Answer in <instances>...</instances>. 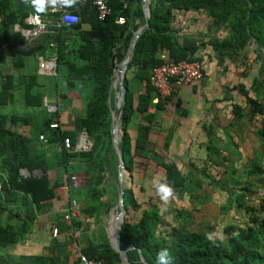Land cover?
Here are the masks:
<instances>
[{"label": "trees", "instance_id": "trees-1", "mask_svg": "<svg viewBox=\"0 0 264 264\" xmlns=\"http://www.w3.org/2000/svg\"><path fill=\"white\" fill-rule=\"evenodd\" d=\"M19 2L15 10L10 8L9 11L2 12L0 54L11 51L14 55L20 56L23 64L15 62L14 65L22 68L25 66L26 57L23 52L18 51L17 44L24 42L25 39L21 32L14 29V23L18 21L21 25L27 26L26 17L36 10L32 7L31 0H28L27 4L24 0ZM110 4L113 11L105 19L98 17L96 7L92 3L80 5L76 8L80 15L78 23L71 27L52 26L48 32L35 40L34 50L46 57H50L54 52L50 47L51 42L58 43L57 76L40 75L37 69L17 75L4 72L0 68L2 190L20 191L30 195L40 212L51 205V200L56 197V183H52L49 175L52 165L44 153L46 145L39 139V134L43 132L49 137L50 146L52 144L59 146L56 165L62 166L66 174V184L71 194L70 201L75 196L81 201L82 217L81 219L75 217L72 224L76 227H81L84 219L88 217L104 221L103 218L118 203L120 195V161L111 135L114 107V90H111V85L115 68L124 59L133 34L145 23V13L141 6L137 9L124 7L121 0H110ZM77 5L75 2L71 7ZM150 9V27L137 39L124 76L126 97L120 128L125 169L132 174L138 164L137 158L141 161L151 160L164 171L155 188L157 184L167 183L175 193L179 195L185 193L189 197L194 196L195 187L201 188L195 182L194 176L183 173L179 164L174 160H167L159 149L161 146L170 152L178 121H172L163 138L157 141L158 144L153 143L155 111L164 112L166 104H171L177 115L186 117L191 112V106L176 94L180 86L178 84L174 86L170 96L162 98L150 82V73L153 67L170 61L203 62L202 57L196 56V53L208 45L214 53L217 65L226 71L227 62L234 63V59L248 45L252 42L256 44L255 60L260 61V67L251 88L244 82L233 86L225 84L222 86L223 97L217 100L231 102L230 110L234 119L247 117L254 123L260 122L255 131L260 145L251 146L253 161L246 163L240 174H236L234 162L228 164L230 172L225 179L228 178L230 186L239 190L233 192L231 198L229 193L221 210L228 212L234 206L243 215L242 221L236 218L227 219L222 228V235L213 236V240L207 239L208 234H213V230L183 227L178 231L175 225L168 226L167 229L168 222H165L160 206L166 204L163 201L159 204L150 197L149 206L143 207V201L138 196V191H142L143 187L139 185L140 183L127 184L121 246L123 248L135 246L127 251L132 264H146L141 259L139 249L148 263L157 264V254L165 248L171 254L172 264H263L264 193L257 198L255 204L245 199L250 197L248 195L253 188L256 190V181L253 177L264 174V101L261 99L263 88L261 78L264 77V0H152ZM191 11L208 15L212 19V28L215 32L224 30L226 35L217 37L207 32H201L199 35L180 34L181 28L175 27L173 23L178 15ZM41 13L46 14L47 9ZM120 15L126 17L124 24L116 22ZM66 40L69 43L65 46ZM4 77L5 81L2 80ZM206 77L207 70L203 67V78L194 84L201 86ZM234 89L246 97L248 112L243 105L233 101L234 95L228 91ZM74 91L86 97L79 121L73 127L51 129L49 125L53 120L61 122L58 100L67 98L69 93ZM251 91L254 92V96L251 95ZM17 92L23 102L17 101ZM51 97L57 99L55 112H50L45 105V98ZM203 97L207 99L204 93ZM18 104L33 108V111H28L24 115L19 112L3 111L6 106ZM134 115L139 116L141 120L138 122L137 135L133 137L129 128ZM37 118L41 122V127L32 132L33 134L25 135L15 130V126L20 122L29 123L30 120L34 121ZM215 126L210 122L202 125L210 142L214 137H218ZM83 129L88 131L93 141L91 149L66 150L63 144L64 137H70L75 144ZM228 139L234 145L231 150L239 151L232 137L228 136ZM210 142L200 139L194 144L206 146L208 160L211 164L219 166L221 164L219 150L228 149V146L219 147ZM194 144L193 141L190 142V145ZM231 150H226L228 152L226 156H231L233 153ZM22 168L30 171L41 168L44 174L41 177L25 178L20 174ZM74 172L87 175L84 186L73 187L70 184ZM60 181L62 182V178ZM77 188L81 189L76 191ZM257 188L264 192V187ZM203 195L205 202L214 198L209 191H205ZM137 211L140 215L132 219L131 214ZM174 212L183 222L192 220L190 210L176 208ZM6 241L8 239L4 241L0 237V242ZM82 250L90 258L104 259V264H125L120 253L111 246L105 231L99 235L98 240L89 239Z\"/></svg>", "mask_w": 264, "mask_h": 264}, {"label": "rangeland", "instance_id": "rangeland-1", "mask_svg": "<svg viewBox=\"0 0 264 264\" xmlns=\"http://www.w3.org/2000/svg\"><path fill=\"white\" fill-rule=\"evenodd\" d=\"M177 27H182L186 29H190L191 24L189 26L183 27L182 21L179 20L175 24ZM87 27V25H85ZM222 35V34H220ZM226 35V31H224L223 36ZM256 44L252 42L248 45L235 59L234 63L227 62V70L223 71V67L213 64V74L212 78L215 81V86L217 87L218 92L220 88H223V83L229 86H233L238 84L239 82H244L248 88H251L252 81L254 77L258 74L260 61L255 60V53L254 48ZM30 50L32 53L23 52L26 57L25 67L19 69V67L14 66L11 63V59L7 58L5 71L12 72V73H29L36 69L38 64V52L35 51V41L34 46ZM118 66V65H117ZM127 72V71H126ZM132 71L130 70V75ZM126 75V74H125ZM45 78L43 77L42 80ZM262 81V91H261V99L264 101V77L261 78ZM114 90V89H113ZM88 91V90H86ZM115 92V91H114ZM234 95V102L239 103L245 107L246 111H249V106L246 102V97L241 95L237 89L228 91ZM18 95V102H23ZM85 95V93H84ZM251 95H255L253 91H251ZM223 97V91L219 98ZM85 96L79 95L80 102L78 103L79 106L69 110L73 115V121L76 123L78 118H80V114L82 112V107L85 105L86 100ZM115 98V93H114ZM46 99V98H45ZM49 99V98H48ZM47 99L45 101L51 104V102ZM115 103V101H114ZM230 103L231 102H222L218 105V115L224 117V119H220L218 125L222 129H218L221 136L214 137L212 141L208 140L213 145L217 146H228V149L220 148V161L221 164L216 166L211 164L208 160V156L205 153L204 148L202 149L201 146H187V148L183 150H178L176 153L174 151L168 152L165 151L160 146L161 153L167 158V160H174L176 161L182 172L185 174H191L195 178V182L199 184L201 188H196L194 191V196L189 197L185 193H175V198L170 199L169 203L164 206L163 204L159 203L162 201L160 196H158V192L156 191L155 184L159 181L161 177L164 175V171L162 168L157 167L156 163L151 160H144L141 161L140 158H137L138 164L135 166L134 172L129 174V171L125 169L126 174V182L127 184H131V179L133 184H139L143 187L142 191H138L139 198L143 201V207L149 206L150 197L156 200L159 204H161L162 214L165 218V222L167 221L168 224L166 226L167 229L175 225L176 229L179 231L183 227L188 228H201L203 230L212 231L213 236H220L222 235V228L225 225L227 219L229 218H236L237 220H243L240 212L234 208H231L230 211L225 212L221 210V207L224 205L225 200L228 199L229 193L230 198L234 194L233 192H238L239 188H233L230 186L229 179H225L227 174L230 172L229 163L234 162V166L236 168V174H240L242 170L245 168L246 163L249 161H253V153L251 146H258L260 145L258 137L255 135V131L257 129V125H260V122L254 123L247 117H241L240 119H234L231 115L230 110ZM60 109H62L61 105ZM65 109H69L68 104L64 103ZM64 108V107H63ZM39 110V109H37ZM153 110V109H152ZM4 112H19L21 115L26 114L28 111L32 112L33 108H29L22 105H10L4 107ZM164 113V115H163ZM174 107L173 105L166 104V108L161 112L155 111L156 117L153 118V134L152 140L153 143L158 144V140L163 138L164 133L168 130V127L171 123L172 118L174 117ZM176 114V113H175ZM134 115L132 121V128H138V122L141 118ZM41 127V122L39 118L33 121L32 130H35ZM228 136H231L235 142V145L238 147L239 151H232L234 145L229 142ZM162 141V140H160ZM231 150L233 153L230 154L231 156H226L227 151ZM54 152H57L54 154ZM45 155L50 159L51 165H53L54 161H56V155L59 153V146L57 144H52L50 148L44 149ZM179 153V154H178ZM226 156V157H225ZM256 181L255 191L252 189V192L249 193L248 197L245 200L249 203H257V198L263 194V190L257 187H264V174L259 175L257 177H253ZM81 183L85 182V177H79ZM229 184V185H228ZM81 188H77L76 191H79ZM225 189L227 192H225ZM209 191L214 196L213 200H209L205 202L204 199V192ZM257 196V197H255ZM75 198L79 199L77 196ZM80 200V199H79ZM165 204V203H164ZM168 205V206H167ZM170 206V207H169ZM166 208V209H165ZM180 208L183 210H190L192 212V220L188 222H183L180 218L176 217L174 209ZM140 212H133L131 214V218H138ZM104 217V216H103ZM104 221H99L96 217H88L84 219V222L81 227L75 226V235L77 232H80V235L76 237V241L73 238L72 241L78 242L80 245H85L89 239L98 240L99 235H102L103 232H111L113 235L116 232V225H115V216L111 218V224H109V219L106 217L103 218ZM89 220V221H88ZM169 226V227H168ZM108 237V236H107Z\"/></svg>", "mask_w": 264, "mask_h": 264}, {"label": "crops", "instance_id": "crops-1", "mask_svg": "<svg viewBox=\"0 0 264 264\" xmlns=\"http://www.w3.org/2000/svg\"><path fill=\"white\" fill-rule=\"evenodd\" d=\"M20 0H0V26L2 24V12L9 11L10 8L15 10L19 5ZM127 2L131 9H137L142 7L145 12L147 4L150 6L152 0H121ZM5 6V7H4ZM182 21L183 27L185 24L190 29L180 27V34L185 35H199V33L207 32L217 37H223L224 30L216 31L212 28V19L203 12H187L184 15H178L173 25L179 20ZM26 23V22H25ZM27 25V24H26ZM25 27L18 21L14 23V29L19 31V28ZM178 28V27H177ZM20 32V31H19ZM222 34V35H220ZM208 39L205 38V40ZM30 50V48H29ZM29 50H18L20 52L32 53ZM202 57V63L207 70V77L205 82L201 86L195 84L180 85L177 89V95L184 98L189 106H191V112L188 116H179L174 113L172 121H178V127L173 136L171 151L176 153L180 148L183 150L190 145V142L198 140H209L204 129L203 123H214L217 136H221L218 129L220 119L224 117L218 115V105L221 104L219 97L222 94V88L218 92L215 86V81L212 78L213 64L216 67L217 60L214 57V53L211 47L208 45L203 49H200L196 56ZM39 56V55H38ZM11 59V63L23 64L21 57L14 55L11 51H4L0 54V68L5 71L6 60ZM38 65V64H37ZM15 66V65H14ZM25 67V66H23ZM22 67V68H23ZM19 68V69H22ZM37 69V67H36ZM35 69V70H36ZM34 70V71H35ZM19 73L17 75H21ZM223 85H225L223 83ZM203 93L207 99L203 97ZM50 99V100H49ZM48 100L52 104H56L57 99L51 97ZM217 100V101H216ZM79 93L77 91L70 92L67 98H61L58 100L61 105V122L63 127H73L76 123L73 121V115L69 110L79 106ZM224 102V101H222ZM64 103L68 104L69 109H65ZM19 106V104L17 105ZM64 107V108H63ZM175 112V110H174ZM133 121V120H132ZM170 123V124H171ZM220 124V123H219ZM132 122L130 124L129 132L134 137L137 135V128H132ZM33 121L29 123L20 122L15 126V130L30 135L33 130ZM33 134V133H32ZM44 144V143H43ZM190 146H195L190 145ZM199 146V145H197ZM206 146L204 148L206 153ZM46 148H50L46 146ZM57 152H54V154ZM179 154V153H178ZM26 172L20 173L23 177H41L44 171L41 168L33 170V175L29 169H21ZM63 167L56 165L54 161L52 169L49 170V175L53 184H55L56 197L51 200V205H48L42 212L38 211L30 195L20 191H1L0 192V237L2 240L8 239L6 242H0V264H74L77 260L78 253L77 247L80 245L76 241V237L80 235L77 232L75 235V226H72L66 222L64 215L71 194L69 188H67L66 174L63 171ZM81 177L87 175L80 172H74ZM62 178V182L60 181ZM84 183L73 187L84 186ZM82 216L78 217L81 219ZM59 228L57 236L53 235V227ZM73 238L75 241H72ZM12 241V242H11ZM85 246V245H84ZM264 264V263H263Z\"/></svg>", "mask_w": 264, "mask_h": 264}, {"label": "built area", "instance_id": "built-area-1", "mask_svg": "<svg viewBox=\"0 0 264 264\" xmlns=\"http://www.w3.org/2000/svg\"><path fill=\"white\" fill-rule=\"evenodd\" d=\"M78 4L76 7L72 8L69 5H66L63 0H57L55 4L49 3L47 6V13H30L25 22L27 26L19 28L18 30L24 36V42L17 44L18 50H29L34 46V41L42 36L44 33L50 30V27L62 28V27H71L80 20V15L77 12L76 8L80 5H86L92 3L97 10L98 17L100 19L107 18L113 11L110 4V0H75ZM124 7L128 6L127 2H124ZM116 22L118 24H124L126 22V17L120 15ZM69 41H65V46L68 45ZM50 47L54 49L53 54L50 57L44 55H39L38 57V66L37 71L40 75H53L57 76V49L58 43L51 42ZM203 63L199 60H180V61H170L164 64L155 66L151 69L150 73V82L156 88L158 94L165 98L170 96L173 92L174 86L178 85H190L196 82H199L203 78ZM6 80V77L2 79ZM47 101V99H45ZM48 110L50 112H55L57 110L56 104H49L46 102ZM51 129H58L63 127L62 123L53 120L50 123ZM39 139L46 145H50L49 137L45 133L39 134ZM63 144L66 150H78V151H88L93 145V141L87 130L83 129L78 135V140L73 144L70 137H64ZM24 169V168H22ZM27 169V168H26ZM26 171L20 170V173ZM33 175V171H31ZM78 174H72L70 178V184L72 186L79 185L81 181L79 180ZM86 181V180H85ZM68 188V186H67ZM2 183L0 182V192L2 191ZM81 216V201L73 198L69 206L67 207L64 218L69 224H73L75 217ZM89 221V220H88ZM59 233V228L53 227V235L57 236ZM78 257L74 264H104V259H94L90 258L82 250L81 246L77 247Z\"/></svg>", "mask_w": 264, "mask_h": 264}, {"label": "water", "instance_id": "water-1", "mask_svg": "<svg viewBox=\"0 0 264 264\" xmlns=\"http://www.w3.org/2000/svg\"><path fill=\"white\" fill-rule=\"evenodd\" d=\"M145 2L148 3V0H145ZM144 13H145V23L141 27H139L133 34L128 51L124 59L115 68L114 80L111 85V90L114 89L115 91L114 92L115 93V98H114L115 103L112 109L111 135H112L114 146L119 155V161H120V164H119L120 195H119L118 203L109 211L107 215V218L109 219V224H111L112 216H115L116 233H115V236L112 237L110 235V232H108L107 236L111 243V246L120 253L125 264H132L127 255V251L129 249L135 248V246L132 245L127 248H123L121 246V232H122V226L124 222V215H125V209H126L124 199H125V189H126L127 183L125 179V171H124L125 170V160H124V151H123L122 141H121V128L120 127H121V121H122V115H123L125 97H126V87L124 85V76L126 74L128 64L130 60L132 59L137 39L140 37V35L143 32H145L150 27L151 9L148 4L145 8ZM129 174H130V171H129ZM131 184H133L132 179H131ZM139 253H140L142 261H144L146 264H150L147 262L141 249H139Z\"/></svg>", "mask_w": 264, "mask_h": 264}, {"label": "clouds", "instance_id": "clouds-1", "mask_svg": "<svg viewBox=\"0 0 264 264\" xmlns=\"http://www.w3.org/2000/svg\"><path fill=\"white\" fill-rule=\"evenodd\" d=\"M57 0H31L32 7L35 8L37 13L44 12L47 9L49 3L55 4ZM66 5L71 6L75 3V0H63ZM24 3L27 4L28 0H24ZM157 192L160 195L162 201L165 204H168L170 199L175 198L174 189L169 186L167 183L157 184ZM207 239L213 240V234H208ZM157 264H172V257L167 248L161 249L157 254Z\"/></svg>", "mask_w": 264, "mask_h": 264}, {"label": "bare ground", "instance_id": "bare-ground-1", "mask_svg": "<svg viewBox=\"0 0 264 264\" xmlns=\"http://www.w3.org/2000/svg\"><path fill=\"white\" fill-rule=\"evenodd\" d=\"M113 217V216H112ZM116 230V229H115ZM116 233V232H115ZM110 235L112 236V237H114L115 236V234L113 235L111 232H110Z\"/></svg>", "mask_w": 264, "mask_h": 264}]
</instances>
